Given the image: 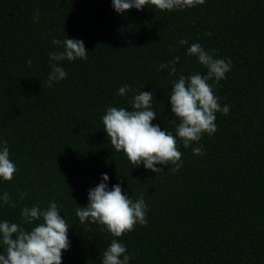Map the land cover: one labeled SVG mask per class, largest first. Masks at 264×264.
Returning <instances> with one entry per match:
<instances>
[{
    "label": "trees",
    "instance_id": "16d2710c",
    "mask_svg": "<svg viewBox=\"0 0 264 264\" xmlns=\"http://www.w3.org/2000/svg\"><path fill=\"white\" fill-rule=\"evenodd\" d=\"M67 35L84 41L88 58L61 61L67 78L49 87V53L63 50L52 40ZM193 43L230 58L226 79L209 81L230 111L217 112V131L190 148L177 137L179 171L134 167L112 149L102 117L108 107L132 110L135 94L153 91L152 123L176 135L174 81L207 73L187 54ZM177 56L175 75L158 71ZM123 85L131 87L120 96ZM0 141L17 167L12 181L0 179V195L7 191L17 204L0 201V222L20 224L25 206L55 201L70 225L62 264H102L113 239L126 246L129 264H264V0L125 13L112 0H0ZM200 145L204 154L194 155ZM103 173L109 188L120 183L133 200L143 194L147 226L117 238L103 225L80 223L76 209L87 206ZM21 192L28 193L22 200Z\"/></svg>",
    "mask_w": 264,
    "mask_h": 264
},
{
    "label": "clouds",
    "instance_id": "9594fccd",
    "mask_svg": "<svg viewBox=\"0 0 264 264\" xmlns=\"http://www.w3.org/2000/svg\"><path fill=\"white\" fill-rule=\"evenodd\" d=\"M117 13H125L132 8L142 10L145 6H154L161 11H173L203 5L205 0H112ZM40 19L39 9L33 17V22ZM209 36L211 33H207ZM52 43L62 51L49 53L51 71L47 84L52 87L54 82L67 78V72L60 64L63 60H87L88 50L84 41L72 39L67 35L63 40L53 38ZM181 45L188 44L186 39L180 41ZM99 45V44H98ZM97 45V46H98ZM189 56H196L200 64L207 68L206 74L194 73L185 77L180 75L174 81L170 92L171 111L180 121L176 125L173 135L171 131L162 130L159 124H153L157 113L152 110L153 91H140L135 94L130 104L132 110L124 107H108L102 117L103 129L107 133L112 149L123 152L134 167L141 164L155 173L164 171L157 165H171L169 171L175 173L183 166V152L180 150V141L184 148H190L199 143L202 136L212 135L217 131L215 123L217 112L227 115L229 105L221 107L219 98L215 95L210 80L218 84L226 79L231 70L232 62L229 59L215 58L212 52L206 51L201 44L193 43L188 49ZM179 57H174L169 63H162L158 71L169 69V75H175ZM29 66L32 61H27ZM130 85H123L118 95L124 96L130 90ZM171 123L176 124L173 120ZM194 155H203V145L192 148ZM17 167L10 159L7 141H0V179L12 181ZM107 173L102 174V181L94 188L89 189L88 204L76 209L80 223L86 221L98 223L106 227L113 237H121L131 232L137 224L147 226V208L143 194L136 200L125 194L122 185L117 183L109 188ZM21 192V200L27 196ZM3 204L16 207V201L5 191L0 195ZM55 201L46 209L38 205L25 206L22 209L20 224L7 220L0 222V264H62L63 252L69 250L70 240L68 231L70 225ZM27 230L21 224H33ZM131 257L127 254L126 246L113 239L107 249L102 253V264H129Z\"/></svg>",
    "mask_w": 264,
    "mask_h": 264
}]
</instances>
